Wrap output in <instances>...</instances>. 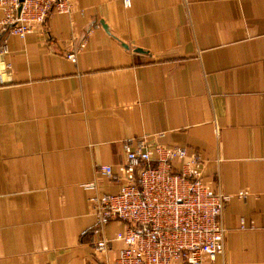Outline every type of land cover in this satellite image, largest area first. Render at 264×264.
<instances>
[{"label":"crops","instance_id":"0c3cea01","mask_svg":"<svg viewBox=\"0 0 264 264\" xmlns=\"http://www.w3.org/2000/svg\"><path fill=\"white\" fill-rule=\"evenodd\" d=\"M70 1L8 36L0 264L113 258L125 223L102 227L96 253L88 197L119 189L98 166L117 173L121 140L142 135L199 152L204 180L230 195L224 251L203 264H264V0Z\"/></svg>","mask_w":264,"mask_h":264},{"label":"built area","instance_id":"2783aa9c","mask_svg":"<svg viewBox=\"0 0 264 264\" xmlns=\"http://www.w3.org/2000/svg\"><path fill=\"white\" fill-rule=\"evenodd\" d=\"M72 7L70 0H0V55L8 51V36H24L52 13ZM67 57L75 60V53ZM121 144L124 159L117 173L111 164L98 166L106 176H119L121 185L115 192L90 194L95 219L82 234L90 233L95 252L102 253L110 241L101 235L102 227L111 220L123 221L125 228L115 237L123 245L113 258H98L96 264H203L222 254V213L230 195L204 180L200 153L145 135L124 138ZM84 186L96 189L93 181ZM240 226H246L244 220Z\"/></svg>","mask_w":264,"mask_h":264},{"label":"water","instance_id":"95a60500","mask_svg":"<svg viewBox=\"0 0 264 264\" xmlns=\"http://www.w3.org/2000/svg\"><path fill=\"white\" fill-rule=\"evenodd\" d=\"M9 70L4 68V56L0 55V73L2 80H5V75Z\"/></svg>","mask_w":264,"mask_h":264}]
</instances>
